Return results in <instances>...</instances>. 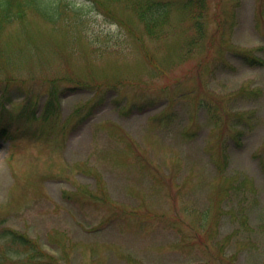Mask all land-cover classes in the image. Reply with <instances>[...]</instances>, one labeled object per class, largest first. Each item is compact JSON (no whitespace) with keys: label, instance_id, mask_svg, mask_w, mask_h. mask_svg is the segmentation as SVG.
Returning a JSON list of instances; mask_svg holds the SVG:
<instances>
[{"label":"rangeland","instance_id":"obj_1","mask_svg":"<svg viewBox=\"0 0 264 264\" xmlns=\"http://www.w3.org/2000/svg\"><path fill=\"white\" fill-rule=\"evenodd\" d=\"M46 1L0 30V233L31 263L264 264V0H205L201 38L177 11L158 39Z\"/></svg>","mask_w":264,"mask_h":264},{"label":"trees","instance_id":"obj_2","mask_svg":"<svg viewBox=\"0 0 264 264\" xmlns=\"http://www.w3.org/2000/svg\"><path fill=\"white\" fill-rule=\"evenodd\" d=\"M94 8H100L106 13L109 12L108 7L113 5L123 6L129 10L142 24L144 32L151 38L158 39L167 33V30L173 22L175 12H179L178 16H188L193 19L195 30L202 37L204 28L203 20H205L206 1L205 0H87ZM34 9L46 18H53V11L50 10L46 0H0V30L3 28L4 22H9L14 16L23 18L26 11ZM110 14V12H109ZM176 19V18H175ZM177 20V19H176ZM192 21V20H191ZM198 41L196 40L195 43ZM194 43V42H193ZM192 43V44H193ZM250 62H261L251 57ZM54 96V95H53ZM3 239L4 253L0 255V264H4V258L7 255L8 248L12 246L21 248L23 253L29 257L27 262L19 264H43L32 262L33 255L41 251L40 244L28 243L25 234L18 233L13 230L2 231L0 239ZM8 243L9 246L6 244ZM13 249V248H11ZM14 250V249H13ZM15 253H19L16 250ZM40 258V256H35ZM30 260V262H29ZM51 264V263H49Z\"/></svg>","mask_w":264,"mask_h":264}]
</instances>
